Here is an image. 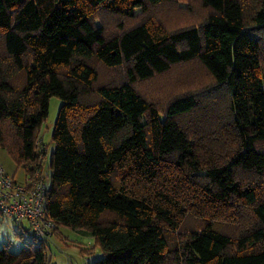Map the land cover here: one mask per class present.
Masks as SVG:
<instances>
[{
	"label": "trees",
	"instance_id": "16d2710c",
	"mask_svg": "<svg viewBox=\"0 0 264 264\" xmlns=\"http://www.w3.org/2000/svg\"><path fill=\"white\" fill-rule=\"evenodd\" d=\"M164 1L0 0V147L41 168L39 127L61 99L45 210L55 235L90 233L103 251L90 264H264V0L251 15L248 0H200L205 21L175 28L149 17L110 34L95 17ZM93 61L124 79L95 86ZM193 61L224 89L217 104L161 108L134 85ZM187 217L201 224L171 250L165 231ZM21 240L0 264H47L46 242Z\"/></svg>",
	"mask_w": 264,
	"mask_h": 264
},
{
	"label": "rangeland",
	"instance_id": "374dc122",
	"mask_svg": "<svg viewBox=\"0 0 264 264\" xmlns=\"http://www.w3.org/2000/svg\"><path fill=\"white\" fill-rule=\"evenodd\" d=\"M246 4H248L245 5L246 14L251 15L258 1L248 0ZM210 12V9L201 5L200 0H168L155 6L148 5L144 12L138 11L132 19L113 14L101 8L97 10L95 17L110 34H113L119 32L118 27L126 28L149 17L162 21L167 27L175 28L172 23L182 22V17L188 14V16H191V20L186 24L187 26L200 24L205 21ZM111 29H114V31H111ZM92 64L98 73L95 86L108 83L116 84L124 79L123 66L107 68L97 61H93ZM134 85L141 94L159 104L158 106L161 108H164L171 99L185 94H194L200 106L203 104H217L219 98L225 95L224 89L218 87L211 76L196 61L174 65L167 73L137 81ZM93 96L94 93L89 97L92 98ZM82 101L88 102V97H83ZM61 103L60 98L50 97L48 115L41 123L36 138V140H41L44 143L45 153L43 154L42 175L46 181L50 178V156L54 149L51 131ZM0 164L16 180L21 181L23 179V168L18 167L8 151L2 147H0ZM114 181L117 183L115 176ZM110 218H112L111 214L106 213L103 215V220H109ZM0 222L8 224V226H5L4 233L10 235L13 221L0 217ZM200 224L199 220L187 217L179 229L165 231L170 249L174 250L179 246L182 240L187 237L189 231L197 228ZM52 233V237L46 241L47 264H90L103 256L102 249L85 228L72 229L67 226H60L59 234L55 235L54 230ZM11 236L12 243H10V246L12 249L15 248L14 243H23V240L14 236V234Z\"/></svg>",
	"mask_w": 264,
	"mask_h": 264
},
{
	"label": "built area",
	"instance_id": "2783aa9c",
	"mask_svg": "<svg viewBox=\"0 0 264 264\" xmlns=\"http://www.w3.org/2000/svg\"><path fill=\"white\" fill-rule=\"evenodd\" d=\"M43 144L41 140L35 141L41 166L45 152ZM23 170L24 177L18 181L0 164V217L14 222L20 239L33 237L36 241L46 242L55 228L45 210L48 181L42 175L43 166Z\"/></svg>",
	"mask_w": 264,
	"mask_h": 264
},
{
	"label": "crops",
	"instance_id": "0c3cea01",
	"mask_svg": "<svg viewBox=\"0 0 264 264\" xmlns=\"http://www.w3.org/2000/svg\"><path fill=\"white\" fill-rule=\"evenodd\" d=\"M5 226H8V224L0 222V245H3L6 241L11 240V235L14 234L15 224L13 222L11 224L12 233L10 235L4 233Z\"/></svg>",
	"mask_w": 264,
	"mask_h": 264
}]
</instances>
